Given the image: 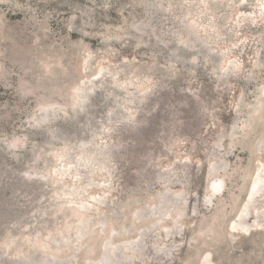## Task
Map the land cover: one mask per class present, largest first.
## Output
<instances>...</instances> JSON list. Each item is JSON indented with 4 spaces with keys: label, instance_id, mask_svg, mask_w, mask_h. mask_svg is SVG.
<instances>
[{
    "label": "rangeland",
    "instance_id": "obj_1",
    "mask_svg": "<svg viewBox=\"0 0 264 264\" xmlns=\"http://www.w3.org/2000/svg\"><path fill=\"white\" fill-rule=\"evenodd\" d=\"M0 264H264V0H0Z\"/></svg>",
    "mask_w": 264,
    "mask_h": 264
},
{
    "label": "bare ground",
    "instance_id": "obj_2",
    "mask_svg": "<svg viewBox=\"0 0 264 264\" xmlns=\"http://www.w3.org/2000/svg\"><path fill=\"white\" fill-rule=\"evenodd\" d=\"M216 184H212L211 186H212V191L214 192V193H218L220 190H222V189H220L219 188V186H218V188L215 186Z\"/></svg>",
    "mask_w": 264,
    "mask_h": 264
}]
</instances>
